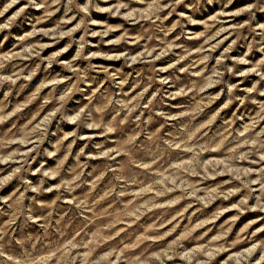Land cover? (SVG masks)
I'll return each mask as SVG.
<instances>
[{
  "label": "clouds",
  "instance_id": "clouds-1",
  "mask_svg": "<svg viewBox=\"0 0 264 264\" xmlns=\"http://www.w3.org/2000/svg\"><path fill=\"white\" fill-rule=\"evenodd\" d=\"M234 3L3 0L0 264H264V0Z\"/></svg>",
  "mask_w": 264,
  "mask_h": 264
},
{
  "label": "rangeland",
  "instance_id": "rangeland-1",
  "mask_svg": "<svg viewBox=\"0 0 264 264\" xmlns=\"http://www.w3.org/2000/svg\"><path fill=\"white\" fill-rule=\"evenodd\" d=\"M25 0H21V3H24ZM251 0H235V3L233 4V8L235 7H239V6H242L246 3H250ZM3 3V0H0V4ZM19 7V5L17 6ZM12 11H15V9H13ZM212 11L211 9H209V12ZM11 13H9L8 15H10ZM28 16H35V15H39V13H35L33 12L31 9L29 10V12L26 14ZM61 14H57L56 17H53V20H50L48 22H46L45 24L41 25L43 27H50L52 26V23L53 21H55L56 19L59 18ZM95 18L97 19H101V20H108L109 23H122V21H119V20H114V19H110L109 17L107 16H103V15H99V14H96L94 13L93 14ZM240 19H244V17H241ZM258 19L261 20V21H264V16H258ZM75 23V22H74ZM169 23H171V21H169ZM71 26V25H70ZM22 30H26V25L22 22L21 23V27L19 28H15L13 29L14 32H17L19 33L20 31ZM133 31H135V29H133ZM80 35V33H77V37ZM116 35H118V33H116ZM68 41L65 40V41H62L60 44H57L55 45L54 47L52 48H49L46 50L45 52V55H47L49 52L51 51H55L57 50L58 48L60 47H63L64 44H66ZM96 41L93 40V43H95ZM9 43H11V41H9ZM92 51H95L96 49H90ZM101 50H105V51H108V50H111V49H107V48H104L103 45L101 46ZM74 51H75V48L73 47V49H71L68 53H66L64 56L61 57V59H68L70 58L73 54H74ZM242 51V50H241ZM96 63H107L106 61H95ZM118 65H113V67H116ZM127 70V69H126ZM57 71H60V69L58 68H53L51 70V72L48 74V75H51L52 73L54 72H57ZM44 74L43 72L38 75L33 81L32 83L28 86L27 89H25L22 93H19V99L20 100H23L25 99L30 93L31 91L34 90L35 86L40 82V80L43 78ZM48 92V89H46L44 92L41 93V97L45 96ZM16 96H17V92L16 91H13V94H12V97H10V99L12 100L13 103H16L18 102L16 100ZM3 98V91H0V99ZM40 103L41 101L40 100H37L35 101L28 109L25 110V112L23 113L24 116L26 117H31L32 114H34L38 109H39V106H40ZM24 121L21 120L20 123H23ZM79 147V145H78ZM40 163V160L37 159V162L36 164L33 165V167H36L38 166ZM49 164H52V161H48ZM33 180H36L37 177H32ZM15 187H17V185L14 183L13 185H10L8 188H6L4 190V193H0V194H7V193H10ZM45 199H51V197H45ZM216 206H219V205H216ZM214 206V207H216ZM61 207H64V206H61ZM210 211V210H209ZM234 213H226L224 217L221 218V221H219L218 223H222L223 220L227 219L229 216L233 215ZM260 214L259 213H248L247 215L243 216L241 218V221L237 224L236 226V229H233V236L235 235V232L236 230L245 222H247L248 220L250 219H255L256 217H258ZM4 218H0V221H2ZM186 222V221H185ZM261 225H264V220H261L260 221V224H257V225H253V229H250L249 230V233L254 230L256 227H260ZM215 231V230H214ZM231 238V237H230ZM257 240H261V239H264V233H260L257 237H256ZM242 246H246V245H242ZM242 246H238V247H242ZM220 259H223V257H221Z\"/></svg>",
  "mask_w": 264,
  "mask_h": 264
}]
</instances>
